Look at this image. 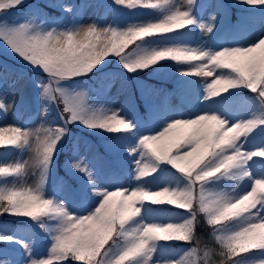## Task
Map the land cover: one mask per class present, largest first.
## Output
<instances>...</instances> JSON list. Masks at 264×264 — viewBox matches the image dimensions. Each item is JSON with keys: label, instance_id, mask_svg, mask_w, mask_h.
<instances>
[{"label": "snow or ice", "instance_id": "6c2138e0", "mask_svg": "<svg viewBox=\"0 0 264 264\" xmlns=\"http://www.w3.org/2000/svg\"><path fill=\"white\" fill-rule=\"evenodd\" d=\"M23 2L0 0V42L46 75V82H33L38 98L55 105L63 123L48 121L47 127L41 124L35 130L21 125L0 128V147L11 145L33 153L23 163L0 166V177L13 178L11 183L0 182V216L27 217L40 229L24 240L14 228L0 225V264H264V7L229 22L223 34L227 40L193 46L189 39L196 28L216 36L218 22L228 19L230 5L223 0H187L186 6L175 0H112L76 7L51 3L70 19L38 22L42 13L35 9L37 19L21 22L15 17ZM240 2L264 6V0ZM113 4L150 9L155 18L127 27L117 21L107 26L81 23L82 12L90 7L143 15L122 13ZM205 13L206 23L201 22ZM252 32L257 35L254 42H239ZM109 57L117 58L122 72L105 71L113 62ZM165 61L176 62L171 70L181 77H213L203 97H195L202 107L192 114L173 109L166 97L152 102L153 90L141 81L136 85L145 101L144 116L131 96L120 108H97L88 92L66 87L69 81L87 86L80 78L91 77L97 98L107 101L114 87L118 94L130 92L129 76L161 71L168 67ZM194 83L177 79L181 103H192L189 86ZM25 106L22 95L17 117ZM10 107L15 110V100L11 105L0 100V110ZM69 125L107 133L106 155L95 152L90 160L82 158L79 140H74L65 161L71 182L60 180L53 198H48L45 182ZM7 132L12 135L6 141ZM29 167L39 170L34 186L23 182ZM220 180L232 181L235 187L228 192L209 190ZM68 191L75 196L73 204L61 199ZM146 201L172 205L187 215L160 222L156 217L168 210L146 207ZM198 214L211 227L218 248L200 247ZM41 239L51 242L43 254L36 251ZM170 242L196 246L183 249L179 259L161 261L157 253L170 248Z\"/></svg>", "mask_w": 264, "mask_h": 264}, {"label": "rangeland", "instance_id": "374dc122", "mask_svg": "<svg viewBox=\"0 0 264 264\" xmlns=\"http://www.w3.org/2000/svg\"><path fill=\"white\" fill-rule=\"evenodd\" d=\"M177 2L180 5H187V0H177ZM59 4H63L65 6H72L75 7V5H73V0H63L61 1ZM81 6V5H80ZM120 9L125 10L124 13H131V12H139L142 13L143 15H139V16H128V15H118L116 13H107L105 12L104 14L101 15V17L96 20V19H92L91 16H85V18L81 19V23L83 24H88V23H92V22H97L100 24H103L105 26H107V24L113 23L114 21H117L119 23V26L121 27H127V25L129 23H138L140 21L143 20H149V19H154L155 18V13H153V10H147V9H138V10H130V9H126L123 8L122 6L117 5ZM96 11L98 13L101 12V9H97ZM210 12V11H209ZM147 13H152V14H147ZM247 14V13H243ZM207 13H205L202 17H206ZM43 20H40L38 22H42ZM64 21L66 22V20L64 19ZM200 34H198L192 45H198L200 42H204L208 43L207 39H206V34L202 33V31L200 30ZM257 38V37H256ZM255 38V39H256ZM254 39V40H255ZM254 40H249L247 42H245V44L247 43H251L254 42ZM1 51L2 53V59L5 62H8L13 68L14 71H17L19 68V63L13 58V53L10 52V50L7 49V47H1ZM161 74H164L165 76H167V78H171L176 76L178 73L174 72L171 70V68H167L165 70H162L160 72ZM7 74H1L0 78V100L5 101L7 104L11 105L13 103V101L15 100V106L17 104H19V101L21 100V96L23 95V97L25 98V100L30 101L31 100V94L30 92H27L26 95L22 94L21 92L24 89V86L21 82H17L14 86H10L7 82H5V78L7 77ZM213 77H204L203 75L201 76H197L193 79V81H195L194 84L190 85L191 89H193L196 93H193V95L198 96V94H203L205 92V88L206 85L208 83L212 82ZM153 90V93L151 96H154L155 98H157L158 96V92L151 88ZM203 95H199L201 98L203 97ZM111 96L109 94V98L107 101H110ZM192 100V99H191ZM105 99L103 98H99V105L100 107H107V108H120L121 106H124L127 99L126 96H120L118 97V99L114 102V101H110V104L107 105ZM194 102L198 105L197 107L200 108L202 107V101L200 103L196 102L194 100ZM180 107H185L187 108V103H180L179 104ZM1 114H0V128H11V127H15L17 125H21L26 129H32L34 130L36 127V124L33 125V120L32 119H25L23 117H17L16 115V109L14 110L13 108H9L6 112L4 110H1ZM184 115H189V112L183 113ZM55 121V120H52ZM44 124V126L46 127V123H41ZM100 131V130H99ZM12 133L11 132H7L4 134V138L6 140V138L8 137V139L11 137ZM7 136V137H6ZM86 145V144H85ZM91 145V144H90ZM86 147V146H84ZM81 145L79 143L78 145V153L79 156L82 158L88 157V151L83 149L84 152L83 153L81 151ZM87 148V147H86ZM33 156L32 152L29 151H23L22 155H21V160L23 163V161L25 160H29L31 157ZM89 159V158H87ZM90 160V159H89ZM40 179V174H39V170L34 168V167H29L26 171V174L23 178V182L29 186H34L35 184H37L39 182ZM60 180L63 179H59L57 181V183L55 185H48L47 184V180L45 182V196L48 198H53V195L56 193V188L58 186V182ZM65 181V180H64ZM126 183V180L124 181ZM239 191V189H237ZM61 199L64 200L65 203H70L73 204L76 202L75 200V196L73 195V193L71 191L65 192L61 195ZM27 218V217H25ZM30 219V218H29ZM168 222V221H167ZM166 223V222H165ZM1 225H5V224H1ZM7 226V225H5ZM34 228H36V233H40L39 228H37L35 225H33ZM16 230V234L18 236V238L20 239H24L27 240L30 237V233H33L32 231L28 230V229H24V228H17ZM51 243V242H50ZM37 245H39V242L37 243ZM50 247V244L49 246ZM183 249L179 250L178 252H176V254H169V253H164L162 251V249L157 253V258L160 259L161 261H165L167 259L171 258H176L179 259L180 256L183 255ZM36 251L38 253H46V250L43 251L42 247H37L36 246ZM41 258H43V255L41 256Z\"/></svg>", "mask_w": 264, "mask_h": 264}, {"label": "trees", "instance_id": "16d2710c", "mask_svg": "<svg viewBox=\"0 0 264 264\" xmlns=\"http://www.w3.org/2000/svg\"><path fill=\"white\" fill-rule=\"evenodd\" d=\"M34 1L35 0H26V1H24L23 4L26 5L27 3H31ZM0 57H2L1 53H0ZM114 59H116V58L114 57ZM168 62H172V61H165L163 63H168ZM175 65H177L176 62H175ZM152 70L153 69H149V70H147L145 72H141L139 74L146 77L152 72ZM7 147H8V145H6L5 147H0V152L2 150H5ZM210 233H211L210 226L207 224L206 220H204L203 216L201 214H198V223L196 225V237L200 241V247L201 248L207 246L208 248L216 249L219 247V245L216 244L214 237L212 235H210ZM193 244L195 245V242ZM215 259L219 260V257H215ZM67 264H68V262H67ZM72 264H78V262L73 261Z\"/></svg>", "mask_w": 264, "mask_h": 264}]
</instances>
